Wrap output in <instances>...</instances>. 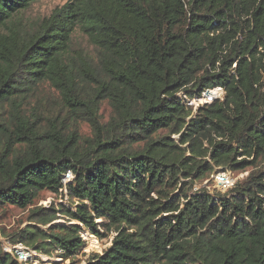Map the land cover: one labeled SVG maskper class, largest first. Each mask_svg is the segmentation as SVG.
<instances>
[{
	"label": "trees",
	"instance_id": "1",
	"mask_svg": "<svg viewBox=\"0 0 264 264\" xmlns=\"http://www.w3.org/2000/svg\"><path fill=\"white\" fill-rule=\"evenodd\" d=\"M36 1L0 0V209L63 188L75 208L14 243L67 260L104 230L84 264H264V0H67L30 26ZM216 88L194 113L179 96ZM215 169L248 174L191 192Z\"/></svg>",
	"mask_w": 264,
	"mask_h": 264
},
{
	"label": "rangeland",
	"instance_id": "2",
	"mask_svg": "<svg viewBox=\"0 0 264 264\" xmlns=\"http://www.w3.org/2000/svg\"><path fill=\"white\" fill-rule=\"evenodd\" d=\"M66 1L67 0H38L32 3L26 10H24L21 16L30 26L36 25L44 18H47L56 7H61L64 5ZM70 47L73 50H81L88 55L93 54V48L87 42L86 37L78 30H76L72 35ZM43 92L46 98H49L48 100H50V102L52 98L55 97V94H53L52 91L47 88V86H44ZM179 96L186 105L194 100V98H187L183 94H179ZM223 97V91H219L215 94L216 100H222ZM206 103H208V101H202V103L192 101L190 104L192 106V113H194L198 107ZM109 113L110 111L108 105L103 102L100 107V115L103 117L104 121L108 119ZM79 132L83 136L90 135L88 125L85 123L80 124ZM158 134L164 136L167 135V132L160 131ZM171 138L175 141L178 140L177 136H172ZM247 174L248 172L234 173L231 171L215 169L199 180H196L192 184L190 190L191 192H195L197 190L204 189L210 194L217 192L224 194L230 188H232L235 183L242 181L247 176ZM72 178L73 176L67 173L62 180L63 184L65 185L67 182L72 181ZM225 182H227L226 185H220L221 183ZM74 203L75 201H71L68 198L65 188L62 190L44 189L33 201L32 206L26 208L25 210L11 206H6L2 210L0 209V247L2 251L16 258L19 264H84L88 258L101 254L110 245L111 239L114 236L113 232L106 234V232L102 230L101 232L104 234V237L102 239H98L94 237L89 230L84 229L82 232L84 247L78 255L67 260L61 258L60 252L57 250H49V253L44 254L31 249L26 244L14 243L16 241L15 236L17 237L21 233L24 234L26 229H38L40 231L46 232L48 228L54 224L67 223L68 218L61 215L60 213H57V210L60 209V206L74 210ZM52 208L56 211V213L54 214L55 216L48 214L49 218L52 220L50 224L45 225L40 220H38L39 217L33 216L32 212L34 210L43 209L44 211L51 210ZM16 252L26 254L23 255L25 257L23 261L18 259Z\"/></svg>",
	"mask_w": 264,
	"mask_h": 264
},
{
	"label": "built area",
	"instance_id": "3",
	"mask_svg": "<svg viewBox=\"0 0 264 264\" xmlns=\"http://www.w3.org/2000/svg\"><path fill=\"white\" fill-rule=\"evenodd\" d=\"M216 89H219V91H223V90L220 89V88H216ZM212 91H215V89L205 91V92L202 93V95H201L202 98H201V97H200V98H195V99L192 100V101H197L198 103H202L201 101H208V103H206V104H209V103L213 102L214 100H216L215 95H211V92H212ZM192 101H191L190 103H188L187 106L192 107V106L190 105V104L192 103ZM226 183H227V182H225V183H221L220 185L224 186V185H226ZM16 255H17L18 259H20L21 261H23L24 258H25L23 255H26V254L16 252Z\"/></svg>",
	"mask_w": 264,
	"mask_h": 264
},
{
	"label": "bare ground",
	"instance_id": "4",
	"mask_svg": "<svg viewBox=\"0 0 264 264\" xmlns=\"http://www.w3.org/2000/svg\"><path fill=\"white\" fill-rule=\"evenodd\" d=\"M215 90H216V89H215ZM212 92H213V91H212ZM212 92H211V93H212ZM211 95H213V94H211ZM201 102H202V101H201ZM226 181H227V180H226Z\"/></svg>",
	"mask_w": 264,
	"mask_h": 264
}]
</instances>
